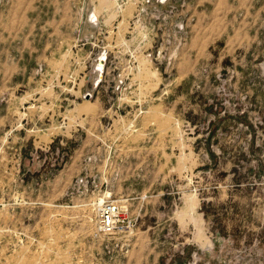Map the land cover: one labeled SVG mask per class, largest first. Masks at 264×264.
<instances>
[{"label": "rangeland", "instance_id": "1", "mask_svg": "<svg viewBox=\"0 0 264 264\" xmlns=\"http://www.w3.org/2000/svg\"><path fill=\"white\" fill-rule=\"evenodd\" d=\"M2 1L29 124L0 134V264H264V0Z\"/></svg>", "mask_w": 264, "mask_h": 264}, {"label": "crops", "instance_id": "2", "mask_svg": "<svg viewBox=\"0 0 264 264\" xmlns=\"http://www.w3.org/2000/svg\"><path fill=\"white\" fill-rule=\"evenodd\" d=\"M195 1L197 3L200 0H195ZM201 1L208 2L209 0H201ZM210 1H213V0H210ZM223 2L224 4H226V1L223 0ZM240 4H242V1H240ZM3 16L4 15L0 17V92L3 91L4 93L8 94L9 99L5 100L4 104H2V105H5L6 115L0 118V125L5 124V125H8V127H6V129L3 131L1 130L0 134L2 135L4 134L5 138H8V140H10L11 135H14L16 130H18L19 132L20 130H22L24 134V132L26 131V129H24V125L29 124L28 120L25 119L26 117L23 116V111H22L23 106L21 103L22 101L18 99L16 96L15 98L11 97L15 93V90L18 88V86H20V84H17L15 87H11L13 83L9 84L11 77L14 75L13 72L15 70H19L21 72L23 71L25 73L27 72L26 69L24 68L20 69L18 67L20 64L19 61L20 59L23 58L24 56L23 54L24 52L26 53V51H24V49L21 48L19 51L20 56L16 60L10 59V56L7 54V51L3 49L4 47L2 48L1 43L2 42L6 43V41L11 43L13 40L18 39L24 45L28 43V41H26L27 36L25 37V36L19 35V33L22 32V28L19 22L16 21V19H13L11 21L5 20ZM58 24L59 23L57 21L53 20L51 22L44 23L43 26H39L43 29H46V28L48 29L46 40H45L46 44L42 48H40V46H38L39 43L37 45L35 43V46H31L27 49L31 53H34V52L39 53L37 57V61H38L37 65L41 63L42 61L41 59L48 58L52 60L57 56L56 48L52 46V43L55 41L53 35L59 32V30L56 28L58 27ZM37 26L38 25L36 21H31L30 27L32 29V32L33 30H37L38 28ZM9 109H14L16 110V113H17L16 117L12 120H10L8 117ZM1 177L2 176H0V178ZM6 186H7V183L5 184L1 183L0 188L4 189Z\"/></svg>", "mask_w": 264, "mask_h": 264}, {"label": "built area", "instance_id": "3", "mask_svg": "<svg viewBox=\"0 0 264 264\" xmlns=\"http://www.w3.org/2000/svg\"><path fill=\"white\" fill-rule=\"evenodd\" d=\"M158 1V0H157ZM160 1V0H159ZM168 1V0H167ZM166 2V1H164ZM3 1L0 0V11ZM160 3V2H159ZM95 17V16H94ZM93 15H89V22H94L95 18ZM89 93V92H86ZM91 94V93H90ZM92 95V94H91ZM120 206L118 202H103L96 211V231L98 234H114L121 223L120 216Z\"/></svg>", "mask_w": 264, "mask_h": 264}, {"label": "water", "instance_id": "4", "mask_svg": "<svg viewBox=\"0 0 264 264\" xmlns=\"http://www.w3.org/2000/svg\"><path fill=\"white\" fill-rule=\"evenodd\" d=\"M165 0H160V3H163ZM106 59V53L102 52L99 57L97 58L96 61V77L94 78V88H97L98 84L101 82V77L103 75V71H104V65H103V61ZM92 97V95L90 93H84L83 95V100H90Z\"/></svg>", "mask_w": 264, "mask_h": 264}, {"label": "bare ground", "instance_id": "5", "mask_svg": "<svg viewBox=\"0 0 264 264\" xmlns=\"http://www.w3.org/2000/svg\"><path fill=\"white\" fill-rule=\"evenodd\" d=\"M114 5H115V6H118L117 0H114ZM93 14H94L95 16H97V15H96L97 13L93 12ZM88 103H89V102L86 101V102H84V105H87Z\"/></svg>", "mask_w": 264, "mask_h": 264}]
</instances>
